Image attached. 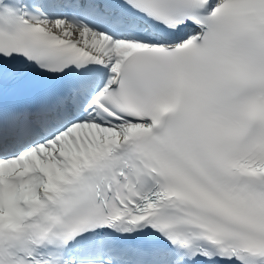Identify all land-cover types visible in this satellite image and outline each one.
I'll use <instances>...</instances> for the list:
<instances>
[{
  "label": "snow or ice",
  "instance_id": "6c2138e0",
  "mask_svg": "<svg viewBox=\"0 0 264 264\" xmlns=\"http://www.w3.org/2000/svg\"><path fill=\"white\" fill-rule=\"evenodd\" d=\"M0 264H264V0H0Z\"/></svg>",
  "mask_w": 264,
  "mask_h": 264
}]
</instances>
